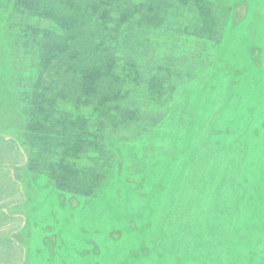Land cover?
I'll use <instances>...</instances> for the list:
<instances>
[{
  "label": "rangeland",
  "instance_id": "374dc122",
  "mask_svg": "<svg viewBox=\"0 0 264 264\" xmlns=\"http://www.w3.org/2000/svg\"><path fill=\"white\" fill-rule=\"evenodd\" d=\"M13 1L0 0V264H264V0H207L223 24L209 58L173 82L160 128L115 141L93 197L28 169L17 78L32 67Z\"/></svg>",
  "mask_w": 264,
  "mask_h": 264
},
{
  "label": "trees",
  "instance_id": "16d2710c",
  "mask_svg": "<svg viewBox=\"0 0 264 264\" xmlns=\"http://www.w3.org/2000/svg\"><path fill=\"white\" fill-rule=\"evenodd\" d=\"M13 5L14 45L33 71L17 78L28 169L46 175L59 191L84 197H93L107 179L116 140L160 128L165 96L209 58L201 54L203 45L223 30L219 7L207 0ZM20 12L26 18L17 19ZM79 158L88 164L78 168Z\"/></svg>",
  "mask_w": 264,
  "mask_h": 264
}]
</instances>
